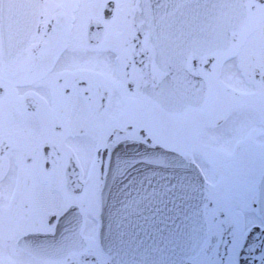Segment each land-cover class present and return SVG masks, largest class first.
<instances>
[{
  "label": "snow or ice",
  "instance_id": "6c2138e0",
  "mask_svg": "<svg viewBox=\"0 0 264 264\" xmlns=\"http://www.w3.org/2000/svg\"><path fill=\"white\" fill-rule=\"evenodd\" d=\"M0 264H264V0H0Z\"/></svg>",
  "mask_w": 264,
  "mask_h": 264
}]
</instances>
